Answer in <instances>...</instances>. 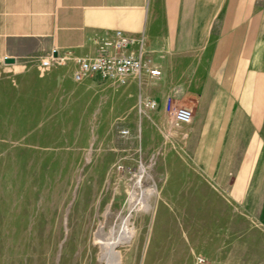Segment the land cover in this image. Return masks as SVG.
<instances>
[{"label": "rangeland", "instance_id": "1", "mask_svg": "<svg viewBox=\"0 0 264 264\" xmlns=\"http://www.w3.org/2000/svg\"><path fill=\"white\" fill-rule=\"evenodd\" d=\"M69 77L0 68V264H103L125 219L119 264H264L263 217L205 173L194 112L172 127L139 107L135 77Z\"/></svg>", "mask_w": 264, "mask_h": 264}, {"label": "crops", "instance_id": "2", "mask_svg": "<svg viewBox=\"0 0 264 264\" xmlns=\"http://www.w3.org/2000/svg\"><path fill=\"white\" fill-rule=\"evenodd\" d=\"M116 31L160 70L142 77L141 98L165 116L167 98L194 112L205 173L264 221V0H0V68L30 69L55 50L51 68L73 81L76 59Z\"/></svg>", "mask_w": 264, "mask_h": 264}, {"label": "built area", "instance_id": "3", "mask_svg": "<svg viewBox=\"0 0 264 264\" xmlns=\"http://www.w3.org/2000/svg\"><path fill=\"white\" fill-rule=\"evenodd\" d=\"M134 41L126 37L122 32L116 31L112 39H102L97 44V52L91 58L76 59L72 79L80 83L85 79L95 78L100 81H114L118 85H126L129 78L142 77L157 79L160 77V70L154 67L151 60L145 58L141 47L136 52L128 49ZM139 46L141 44L139 43ZM55 50L50 53V58L43 59L39 63L42 69L51 67L52 62L57 58ZM55 55V57H53ZM139 107L148 111H156L158 104L149 99H140ZM164 111L168 123L172 127L189 125L192 120V111L186 107L178 106L171 98L164 103ZM125 135L126 132H123Z\"/></svg>", "mask_w": 264, "mask_h": 264}, {"label": "bare ground", "instance_id": "4", "mask_svg": "<svg viewBox=\"0 0 264 264\" xmlns=\"http://www.w3.org/2000/svg\"><path fill=\"white\" fill-rule=\"evenodd\" d=\"M130 203L134 205H140L141 208L146 211L148 209L147 197L145 199H130ZM112 233V232H111ZM113 235V234H112ZM133 237V230L128 227L127 219L123 220L121 227L119 228L117 238L112 239L108 245V249L100 255V261L103 264H119V258L111 251L112 246L115 243L125 244L128 243Z\"/></svg>", "mask_w": 264, "mask_h": 264}, {"label": "water", "instance_id": "5", "mask_svg": "<svg viewBox=\"0 0 264 264\" xmlns=\"http://www.w3.org/2000/svg\"><path fill=\"white\" fill-rule=\"evenodd\" d=\"M14 61L12 59H4V63L12 64Z\"/></svg>", "mask_w": 264, "mask_h": 264}]
</instances>
